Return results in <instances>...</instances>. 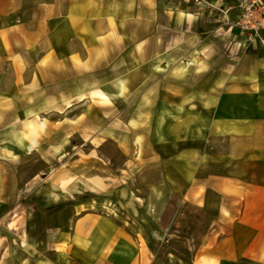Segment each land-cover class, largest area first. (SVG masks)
<instances>
[{
  "label": "crops",
  "instance_id": "crops-1",
  "mask_svg": "<svg viewBox=\"0 0 264 264\" xmlns=\"http://www.w3.org/2000/svg\"><path fill=\"white\" fill-rule=\"evenodd\" d=\"M222 4L0 0V229L30 184L24 166L67 157L77 134L92 152L70 160L117 150L144 177H97L126 215L76 200L71 231H27L22 264H264V48L225 26ZM176 233L188 260L161 248Z\"/></svg>",
  "mask_w": 264,
  "mask_h": 264
},
{
  "label": "rangeland",
  "instance_id": "rangeland-1",
  "mask_svg": "<svg viewBox=\"0 0 264 264\" xmlns=\"http://www.w3.org/2000/svg\"><path fill=\"white\" fill-rule=\"evenodd\" d=\"M188 1L195 3L199 0ZM222 2V7L224 5L225 6L220 8L221 10H219V12L223 15L222 10L226 7L234 6L236 0H222ZM229 42L230 40L228 42L223 41L222 50L225 54L232 51L233 47L231 48L229 46ZM234 44H236V42H234ZM230 45L233 46L232 43ZM246 45L248 46L247 43ZM83 139L84 138L81 137V134H77V136H74L66 146H63L62 150L58 151V153L61 151H69V154H67V157L65 158L58 155L57 160L55 159L54 161H43L42 159L36 158L35 160H31L26 167L24 166L23 181L25 182L29 180L30 184L28 188L25 187L23 190L18 192L17 202L9 215L5 218V220H3L1 225L2 228L0 229L2 232L8 230L10 234L9 238L15 239L10 251V264H22L23 255L27 256L33 254L34 249H28L27 245L29 243L33 244V240L30 242L28 241L25 247H21V245L24 244L23 242L27 241L24 240L25 237H23L27 231L39 234L47 230L51 232L55 227H57V232L71 231V224L73 218L76 216L75 212L77 211L74 207V202L76 200H95L96 203L94 206L95 208H98L97 211L99 213L111 214L115 216L126 215L127 211L121 207L120 200H122V198L119 194L116 192L107 193L101 189V180L97 177L105 180L107 183L112 182L113 178L122 174L126 176L127 179L130 177V185H140L144 179L143 175L137 167H135L133 162L130 163L129 161H125L127 157H123V154L118 155L117 150L109 151V149H106L105 152L102 153L95 150L98 153H94V157L90 160H70L69 155L73 154V152H76L77 150L87 152V150L90 149L88 152H92V148L90 146L88 148L85 146L82 148L80 147L81 145L79 144ZM216 147L209 149L211 151H216ZM107 153L111 155L113 154L116 157V160L113 158L109 160L108 157H106ZM129 165H131V172L128 169L127 174L120 171L119 168L122 169L123 167ZM55 168H57V185L54 183L55 176L52 175V171ZM139 173L140 175L138 178L135 175H138ZM50 176L51 178H49ZM72 180L75 181L76 187L65 190V185L69 184ZM59 184H61L62 187ZM144 187L146 186L144 185ZM27 190H29L31 194L36 192L33 194L35 197H32V200L30 198L28 199L26 193L28 192ZM90 190H93V192ZM76 192H79V195H76ZM97 202H104V204L102 205L99 203L97 207ZM78 213H81L80 209H78ZM28 214H33L36 217H34V219H32V217L29 219L30 215ZM196 215L197 213H194V216ZM28 219L33 223L30 224L32 229L31 231L30 227H28ZM190 231L195 233L194 229ZM179 234L180 233H176L178 236ZM36 238L37 237H34V239ZM189 244V241H186L184 237L179 236L173 237L168 244H163L161 248L166 252L173 249L178 256H182L188 260L191 258V254L188 250Z\"/></svg>",
  "mask_w": 264,
  "mask_h": 264
},
{
  "label": "built area",
  "instance_id": "built-area-1",
  "mask_svg": "<svg viewBox=\"0 0 264 264\" xmlns=\"http://www.w3.org/2000/svg\"><path fill=\"white\" fill-rule=\"evenodd\" d=\"M232 8L238 10L236 19L229 16ZM222 12L223 23L238 29L248 45L260 43L264 48V0H237Z\"/></svg>",
  "mask_w": 264,
  "mask_h": 264
}]
</instances>
